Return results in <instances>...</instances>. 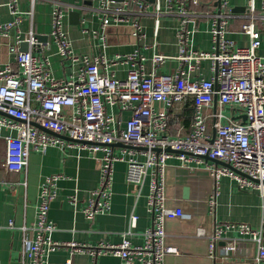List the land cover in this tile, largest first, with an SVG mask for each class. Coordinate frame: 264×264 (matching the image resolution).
I'll return each instance as SVG.
<instances>
[{"label":"built area","instance_id":"2783aa9c","mask_svg":"<svg viewBox=\"0 0 264 264\" xmlns=\"http://www.w3.org/2000/svg\"><path fill=\"white\" fill-rule=\"evenodd\" d=\"M51 31L47 37L56 45V52L71 64L80 61L76 76L54 77L49 70L46 54L33 53L49 46V40L38 42L33 31L24 39L26 50L10 46L14 58L0 65V140L4 142L3 166L7 170H22L27 166L31 151L43 152L50 146H76L87 149L99 164L97 186L89 192L81 211L86 219L105 213L110 208L114 163H126L125 181L138 198L145 184L146 210L150 224L144 231V242L134 245L126 234L131 233L137 215L130 214L129 228L118 243L100 241L95 246L83 243H60L52 239L55 226L48 217L50 202L57 194L58 174L43 178L39 184L35 219L22 230V264H47L50 252L70 247L71 252H87L92 256L110 253L121 264H164L176 247L166 242L165 222L168 219H190L191 214L180 206L166 203L165 169L170 158L183 163L203 164L216 183L221 175L234 179L242 190L254 191L261 199V225L254 228L244 222L216 223L208 234L210 258H227L239 243L230 239L221 250L217 242L227 232L237 230L257 247L256 261H264L262 224L264 223V0L260 7L247 0V11L238 15L229 0H216L217 8L197 11L192 5L199 0H166L161 7L152 6L154 19L162 14L178 17L176 36L177 56L181 65L170 73H159L158 67L168 56L155 52L150 69L146 71L136 48L130 53L107 57L98 54L89 58L73 53L63 30V0H51ZM135 4L145 13L148 4L143 0H126L122 7L111 8L103 1L102 26L129 23L137 39L143 36L137 19H129L126 7ZM8 6L14 19L0 24V35L17 26V0ZM200 17L209 19L212 51L192 46L194 29L189 25ZM242 19L239 30L248 36L247 45H236L226 34L233 19ZM203 60H208L212 75L209 78H190ZM126 62L129 67L124 78L109 75V67ZM189 102L191 116L187 132L169 131V109ZM159 104V107L155 105ZM230 107V115L224 106ZM116 107L117 111L110 110ZM110 108V109H109ZM128 111L129 117L122 113ZM244 116V119L242 118ZM40 125L43 129L36 126ZM2 129L14 130L15 135L2 134ZM113 145H119L114 149ZM99 153L98 155H96ZM207 157V159L205 158ZM217 160V161H216ZM222 163H228L230 167ZM209 201V212L215 217L216 190ZM73 197L71 202L75 204ZM8 227H14L9 220ZM197 235L204 231L198 227ZM65 264H70L69 259Z\"/></svg>","mask_w":264,"mask_h":264},{"label":"crops","instance_id":"0c3cea01","mask_svg":"<svg viewBox=\"0 0 264 264\" xmlns=\"http://www.w3.org/2000/svg\"><path fill=\"white\" fill-rule=\"evenodd\" d=\"M9 0H0V24L13 20L14 15L8 6ZM107 1L108 6L115 8L124 5L126 0H63V30L70 41L73 53L92 58L98 54L107 57L116 53H130L138 48L144 57V69H150L151 56L160 52L168 58L159 65V73H170L181 65L179 43L176 36L178 17L162 14L155 21L152 6L159 2L165 6L166 0H143L148 4L147 11L141 13L133 3L126 7L129 19H137L141 25L143 36L134 37L129 23L109 24L102 26L103 11L101 5ZM232 11L241 16L247 11V0H229ZM121 6V7H122ZM255 6L260 7V0H255ZM197 11L217 8L216 0H199L198 5H192ZM19 22L7 30L5 36L0 35V65L14 58L10 46L26 50L28 45L23 41L29 31L39 37H46L51 31V0H17ZM242 19H233L226 36L236 45H247L248 36L239 28ZM194 29L192 46L199 50L212 51L213 43L209 33V19L200 17L189 25ZM38 40V39H37ZM49 46L40 51L36 46L34 54L49 58V70L56 78L76 76L81 62L71 64L62 59L56 52L55 43L47 37ZM42 42V41H38ZM259 53L264 50L259 49ZM209 61L203 60L200 69L189 74L190 78H209L212 71ZM129 63L122 62L109 67V75L115 78L126 76ZM159 107V104L155 105ZM110 109V108H109ZM110 110L117 111L116 107ZM169 124L173 133H185L188 130L191 104L189 102L169 109ZM123 118L130 113L124 111ZM2 134L15 135L16 131L2 129ZM0 140V264H22L19 252L22 248L21 225H31L35 219L38 201L39 184L44 177L58 174L57 194L49 204L48 217L54 224L52 239L60 243L76 242L95 246L100 241L118 243L129 228L130 214L137 215L135 226L127 238L134 245L144 242V231L150 224V214L146 210L147 184L141 195L135 198L131 187L125 181L126 163H114L112 181V196L110 208L105 213L88 220L81 209L86 203L89 192L97 186L99 179V164L87 149L76 146H50L43 152L31 151L27 166L22 170H7L3 166L5 148ZM119 145H113L116 150ZM97 153L96 155H98ZM218 164H221L218 162ZM166 203L169 206H180L191 214L190 219H168L165 222L166 242L176 247L177 252L168 254L164 264H264L256 261L257 247L245 240L237 230H230L224 239L217 242L218 251L230 239L243 241L239 243L227 258L212 259L208 255V234L216 223L244 222L254 228L261 225V199L254 191L242 190L237 182L227 175H221L215 183L203 164L187 162L181 164L176 158L167 161L165 169ZM212 183V186H211ZM213 187V188H212ZM187 189L184 194L183 190ZM215 217L209 212L208 201L215 194ZM75 197V204L71 199ZM9 220L14 227H8ZM203 229V235H197V228ZM262 242L264 244V223L262 224ZM121 264L118 256L110 253L92 256L87 252H71L70 247H61L49 253L47 264ZM132 264H140L133 261Z\"/></svg>","mask_w":264,"mask_h":264},{"label":"water","instance_id":"95a60500","mask_svg":"<svg viewBox=\"0 0 264 264\" xmlns=\"http://www.w3.org/2000/svg\"><path fill=\"white\" fill-rule=\"evenodd\" d=\"M152 1V0H151ZM122 5H119V6H117V7H121ZM35 37L38 39V41H46L47 40V36L46 37H44V38H42V37H39V36H37V35H35ZM23 45H25V44H27L28 45V43L26 42V41H23V43H22ZM242 118L244 119V116H242ZM36 126H38L39 128H41V129H43L40 125H38L37 123H34ZM205 158L207 159V157L205 156ZM217 161V160H216ZM219 163H221V164H223V165H225V166H228V167H230V165L228 164V163H222V162H220V161H218ZM231 168V167H230ZM183 193L184 194H186L187 193V189H184L183 190Z\"/></svg>","mask_w":264,"mask_h":264},{"label":"rangeland","instance_id":"374dc122","mask_svg":"<svg viewBox=\"0 0 264 264\" xmlns=\"http://www.w3.org/2000/svg\"><path fill=\"white\" fill-rule=\"evenodd\" d=\"M224 108H225L224 113H225L226 115H230V114H231V113H230V107H229L228 105H225ZM211 186H212V183H211ZM212 188H213V187H212Z\"/></svg>","mask_w":264,"mask_h":264},{"label":"trees","instance_id":"16d2710c","mask_svg":"<svg viewBox=\"0 0 264 264\" xmlns=\"http://www.w3.org/2000/svg\"><path fill=\"white\" fill-rule=\"evenodd\" d=\"M169 131L172 133L174 132V128L170 127V124H169Z\"/></svg>","mask_w":264,"mask_h":264}]
</instances>
